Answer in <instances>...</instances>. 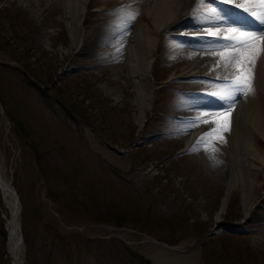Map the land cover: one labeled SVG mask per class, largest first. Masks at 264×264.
I'll return each instance as SVG.
<instances>
[{"label": "rangeland", "instance_id": "374dc122", "mask_svg": "<svg viewBox=\"0 0 264 264\" xmlns=\"http://www.w3.org/2000/svg\"><path fill=\"white\" fill-rule=\"evenodd\" d=\"M50 7L36 19L20 0H0V93L35 137L0 102V161L21 204L24 264H131L121 249L149 264H264L239 192L229 194L185 142L151 140L161 124L127 97L114 100L113 73L77 54L93 25L78 37ZM2 207L0 196V264H9Z\"/></svg>", "mask_w": 264, "mask_h": 264}, {"label": "bare ground", "instance_id": "6f19581e", "mask_svg": "<svg viewBox=\"0 0 264 264\" xmlns=\"http://www.w3.org/2000/svg\"><path fill=\"white\" fill-rule=\"evenodd\" d=\"M34 18L53 4L63 9V22L79 29L91 23L92 35L76 43L77 54L85 62L113 73L109 85H117L112 98L136 107L141 117L160 123L164 133L152 132L150 139L171 136L187 144L186 153L200 160L210 174L224 183L228 193L239 192L246 221L251 231L264 240V53L252 67L253 93L237 94L228 116L216 115L217 123H193L199 117L223 113L229 106L211 93L218 92L232 79L234 69L219 66V52L224 41L209 37L217 23L209 9L228 7L239 23L254 27L242 8L243 0L224 4L223 0H20ZM138 13L125 21L124 12ZM240 16V17H239ZM87 60V61H86ZM227 77V79H225ZM150 106V107H149ZM228 122L223 140L201 139L211 129ZM168 134V135H167ZM215 147V151L213 150ZM0 196L5 220L6 256L9 264H24V239L21 204L16 189L6 178L0 161ZM228 197L223 199L218 216H223ZM237 212V216L242 214ZM149 239V238H147ZM153 243L160 244L152 239ZM167 247V246H166ZM177 250L173 247H167Z\"/></svg>", "mask_w": 264, "mask_h": 264}, {"label": "snow or ice", "instance_id": "6c2138e0", "mask_svg": "<svg viewBox=\"0 0 264 264\" xmlns=\"http://www.w3.org/2000/svg\"><path fill=\"white\" fill-rule=\"evenodd\" d=\"M224 4H232L233 0H223ZM197 4L201 7L206 6V0H197ZM237 8H242L243 12L252 17L251 20L246 17H240L241 20L251 21L254 27L247 26L244 23L237 22L234 17L237 15L231 8L218 7L209 9L210 15L217 21L214 25L215 30L207 32L209 37L217 38V42L224 41L221 45L222 50L219 52L220 60L218 65L222 63L225 68L231 66L234 69L232 79L228 81L218 92L211 93L222 102H228L229 106L223 113L209 114L213 118L209 120H201L199 117L193 123V127L199 126V123L214 124L217 123L214 118L216 115L228 116L232 111L231 102L235 101L236 95H249L253 93L252 72L251 69L255 65L257 59L264 53V0H243V3L237 4ZM137 12L126 10L124 12L125 21L134 20ZM227 79V77H225ZM217 129H211L206 133V138H215L223 140V132L229 131V124L218 126ZM215 151V147H213Z\"/></svg>", "mask_w": 264, "mask_h": 264}, {"label": "trees", "instance_id": "16d2710c", "mask_svg": "<svg viewBox=\"0 0 264 264\" xmlns=\"http://www.w3.org/2000/svg\"><path fill=\"white\" fill-rule=\"evenodd\" d=\"M52 81V79L50 80ZM48 84V83H47ZM50 100V98L48 99ZM0 102L2 104H4V106L6 107V111H7V115L8 117L11 119V121L16 124L17 126H19L20 128L22 129H25V132L22 133V134H25V137L26 138H29L31 140V138L33 140H35V137H33V135L31 134V132L27 129V127L24 128L22 122H21V119H18V118H15L14 116V113H13V110L11 109V105L6 101L4 100V97L1 95L0 93ZM52 102H53V99H52ZM50 103H51V100H50ZM10 108V109H9ZM34 153L37 154V158L39 161H41V158L40 156L38 155V151L37 149L34 147ZM148 190L145 189L143 190V192H147ZM138 193V192H137ZM78 200H81V199H78ZM114 205V203H112ZM111 211H116L114 208H111L110 209ZM115 224H119V225H123L125 224L124 223V219L123 218H116L114 220H112ZM164 242L168 243V244H173V242H171L170 240H163ZM121 252L126 254L127 253V256L130 258V262L131 264H149V262L145 259H143L141 256L133 253V252H128L126 249H121Z\"/></svg>", "mask_w": 264, "mask_h": 264}]
</instances>
